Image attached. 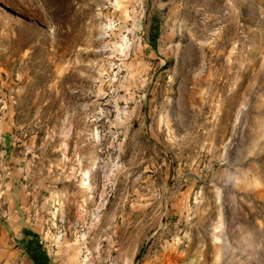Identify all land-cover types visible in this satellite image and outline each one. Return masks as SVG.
Masks as SVG:
<instances>
[{
  "label": "rangeland",
  "instance_id": "1",
  "mask_svg": "<svg viewBox=\"0 0 264 264\" xmlns=\"http://www.w3.org/2000/svg\"><path fill=\"white\" fill-rule=\"evenodd\" d=\"M60 2L0 0V264H264V0Z\"/></svg>",
  "mask_w": 264,
  "mask_h": 264
},
{
  "label": "trees",
  "instance_id": "2",
  "mask_svg": "<svg viewBox=\"0 0 264 264\" xmlns=\"http://www.w3.org/2000/svg\"><path fill=\"white\" fill-rule=\"evenodd\" d=\"M49 10V18L57 19L60 14L59 5L61 0H45ZM159 33V32H158ZM152 47H155L154 43H151ZM29 233V232H26ZM31 240L27 244V255L32 264H54L47 252L44 251L42 242L37 233L31 232Z\"/></svg>",
  "mask_w": 264,
  "mask_h": 264
}]
</instances>
